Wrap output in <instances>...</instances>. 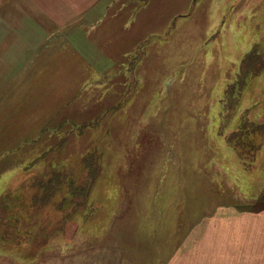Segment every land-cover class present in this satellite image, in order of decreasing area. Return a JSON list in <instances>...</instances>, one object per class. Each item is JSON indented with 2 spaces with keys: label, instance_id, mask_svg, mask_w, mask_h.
<instances>
[{
  "label": "rangeland",
  "instance_id": "rangeland-1",
  "mask_svg": "<svg viewBox=\"0 0 264 264\" xmlns=\"http://www.w3.org/2000/svg\"><path fill=\"white\" fill-rule=\"evenodd\" d=\"M113 7L116 16L106 23L112 21L107 25L120 32L99 39L96 47L103 50L94 55L99 59H83L97 64L61 57L76 53L65 31L47 40L51 55L59 58L53 62L61 64L47 67L49 74L43 66L24 65L27 59L19 60L14 74L0 72V197L19 187L25 168L41 151L58 143L62 148L51 151L59 154L60 166L74 171L77 185H89L87 174L95 180L92 188L85 186L83 196L69 194L66 182L67 190L54 206L26 210L30 213L17 226L13 223L23 234L19 250L16 242L9 249L0 247V264H160L159 257L147 255L154 244L161 245L162 235L150 244L148 235L138 230L148 221L167 223L168 216L157 219L164 205L173 215L183 214L173 216L174 238L182 242L190 228L185 216L209 212L202 209L204 187L211 190L205 198H211L213 207L234 205L238 187L240 195L248 194L246 199L253 196L248 181L262 170V159L249 174L234 149L214 135L222 126V100L237 97L239 91L243 110L253 106V117L264 119V82L250 75L251 63L264 61V0H118ZM7 37L0 33V48L14 43ZM86 44L79 51L90 54ZM255 49L259 56H250ZM19 52L24 58L25 52ZM239 74L252 83L250 88L230 86ZM210 167L219 171L212 173ZM43 170L37 167L32 176ZM230 183L236 187L231 189ZM153 184L160 188L158 201L145 202L142 216L129 221L134 223L126 237L118 236L115 231L125 225L116 221L124 218L125 204L133 208L130 201ZM135 186L145 189L134 192ZM229 213L230 231L235 235L236 228L243 244L238 249L240 261L244 253L241 263L264 264L263 253L253 257V221H236L235 210ZM128 237L129 242H144L139 253L121 246Z\"/></svg>",
  "mask_w": 264,
  "mask_h": 264
},
{
  "label": "crops",
  "instance_id": "crops-1",
  "mask_svg": "<svg viewBox=\"0 0 264 264\" xmlns=\"http://www.w3.org/2000/svg\"><path fill=\"white\" fill-rule=\"evenodd\" d=\"M117 2L118 0H0V19H2L3 22L2 24L0 21V33L6 34L8 36L7 38H9L11 42H14L7 49L0 48V66H2L0 72H3V74H14L17 68L21 66L19 60L27 59L28 61L24 62V65L30 67L32 65L43 66L45 74H49L50 72L47 73V67H52L53 65L59 66L61 64L60 62H53V60L59 58L51 55L50 49L46 47L47 40L51 35L65 31L72 36V38L69 39V42L73 44L70 49L75 50L76 53L65 54L64 52L61 57L65 56L66 59H68V57L69 59L78 58L81 65L86 66L97 64L94 61L87 64L86 62H83V59H99L100 56L94 57L97 50H103V48L96 47L99 39L105 38L114 32H120L121 29L118 27L107 25L112 23V21L106 23L107 19H112L116 16V13H113L111 10L115 8L113 6H115ZM19 18H28V22L24 24ZM82 28L86 29L87 33L95 31L94 36L83 33ZM263 34L264 31L262 32V35ZM84 41H86L87 44L83 48L87 51L90 50V54L87 52L81 53L79 51L82 47L80 45ZM17 42H19L18 46ZM19 50L25 52L24 58L22 59H20L21 54ZM5 52L9 53L7 54V57L3 56ZM263 72L260 74L263 75L262 77H255L258 81L263 80L262 82H264ZM28 73L31 77L32 72L28 71ZM11 80H17L16 75H12ZM44 80H48L46 76L44 77ZM60 81L62 80L60 79ZM251 114L253 120L259 122L262 121V119H256L253 117V113ZM157 161L164 162L160 159ZM209 169L212 171L211 167ZM184 171L187 175L188 172L186 170ZM178 173L182 174L183 172L178 170ZM254 176L256 177L254 180L257 179V182H253L252 202L248 203H245L243 198V201L240 200L239 202L238 199L236 201L237 203L234 205L219 204L218 206L213 207L211 204V198L207 199V196L205 198V193H210L211 190L208 191L209 188L207 187L201 189L200 191L203 193L202 209L207 208L209 212L200 215L191 213L190 216H185V218L189 220L186 222L190 224V228L186 232L182 242L179 239L176 240L174 238V217L180 218L183 214L180 212L173 215L169 211L170 208L167 205H164V212L163 214L158 212L157 219L160 220V218L168 216L169 220L167 223L166 221H148L144 228L138 230V232H143L148 235L146 236V240L150 244L156 243L158 241L156 240L157 236L159 234L162 235V238L160 239L163 242L158 241L161 244L160 246L154 244V250L147 255L149 259L150 255H153L154 260L159 257L160 264H239L244 262V253L242 255L240 254L241 261L239 260L238 255V249L243 246L240 240L239 231H236L235 228V235H232L230 231L231 226L229 224V218H233V213H229V210H235L236 221H253L252 242H255L253 257L255 258V255H261V253L264 254V166L263 170L256 171ZM182 177H184V175ZM163 180L164 178L162 176L161 181ZM154 186L155 184L148 189H145V187L139 188L138 186L132 187L134 192H139L137 191L139 188L141 192L145 189L146 193L141 194L139 196L140 198L138 197L137 199L130 201L133 208L129 207V202L125 204L127 205V210L124 212V218L121 219V221H116L121 225H125L120 226L115 231L118 236L120 234H125L126 237L129 233L128 229H130L129 224L134 223H129V221H134L142 216L145 202L151 201V199L153 202L158 201L160 188L155 189ZM238 193H241L239 188ZM127 198L129 201V196ZM242 207H251V210H240L239 208ZM79 216L80 214L78 217ZM119 217L120 216L117 218ZM81 219H83L82 216ZM232 225L235 226V224ZM111 226L112 224L110 227ZM121 227H123V229H121ZM129 237L124 239L121 246L126 245L133 253H139L144 242H129ZM177 242L179 245H175ZM225 242L229 243V247ZM214 244L218 245H216L215 249L213 247ZM229 251L230 255L228 254Z\"/></svg>",
  "mask_w": 264,
  "mask_h": 264
},
{
  "label": "trees",
  "instance_id": "trees-1",
  "mask_svg": "<svg viewBox=\"0 0 264 264\" xmlns=\"http://www.w3.org/2000/svg\"><path fill=\"white\" fill-rule=\"evenodd\" d=\"M259 53L260 50L255 49L254 52L250 53V56H259ZM244 61L245 59L243 60V63ZM258 64L259 65H257L256 63H251L250 65V70L252 71L250 75L253 76V78L258 77L264 70V61L262 59L260 62H258ZM255 65L260 66L258 72H254ZM250 75L248 77H250ZM243 77L244 76L242 74H239V80L235 81V83L231 84L230 86L236 85V87H238V83L241 89H244V86L246 87L247 84V88H250L252 83L243 81ZM238 96H241V91L238 92ZM238 96L232 99H228V97L226 96L222 100V126L221 128L219 127L217 133L214 136H216L217 138L222 137L223 140H225V143H227L226 146H230L234 149L238 158L243 164L244 170L246 172H249L250 174L253 171L254 166L256 167L258 161H260L261 159V163L264 166V120H262L261 122L253 120L251 114V109L253 108V106L251 108L243 110V107L240 104L241 102H238ZM229 124L233 125L231 128L232 130L229 133H226V131H228L226 128L229 126ZM220 138L218 139L222 142V139ZM216 139H213L212 141L220 148L221 144H218L216 142ZM52 143L53 142H51L49 145H52ZM54 147L58 149L62 148L59 143ZM51 149H44L43 151H41L42 155H38V157L32 163L28 164L25 168V171H27V173H25V178L23 179V181H21L19 187L23 185L22 187H27V189L23 190L19 187L17 189L9 188L3 191V195H1L0 197V247H2L4 250L5 248L9 249L7 247H12L13 243L15 242L18 243L16 247L18 248L17 250H19L22 241L20 242L18 239H22L23 234L21 232V229H17L16 226L24 217V213H30L26 210L30 209V211H32V209L34 208H44L47 206V204H52L54 206V203L59 202V196L62 191L67 190L66 182L69 183V194H71L72 196L74 195L75 198L84 195L85 186H91L92 188V186L95 184L93 176H88L87 174L86 178L90 183L89 185H81L80 188L73 176L74 171L68 170V172L66 168H63V166L65 165L60 166L59 154H54ZM39 166L41 167V169H44L43 172L32 176L33 172L36 173L34 169ZM83 167L84 165L82 166V168ZM92 168L93 167L91 165L90 169L92 170ZM218 171L219 170H217V168H212L211 172L214 173ZM91 172H93V170ZM84 182L85 181L83 180L81 184H83ZM248 182H250L248 185L253 184L254 186V178L253 180L252 178H249ZM255 182H257V179H255ZM230 184L231 189H234L236 187V185L232 183ZM238 188H236L235 191H237ZM74 191L76 192L72 194ZM80 192H82L81 195H79ZM244 195L242 197V195H240L239 193V196L235 197L234 200L236 201V199H239L240 202V200L244 198L245 203L252 202V198L246 199ZM79 206L80 205H76L74 208H78ZM7 217L16 221H7L5 219ZM13 223H15L16 226H13Z\"/></svg>",
  "mask_w": 264,
  "mask_h": 264
}]
</instances>
